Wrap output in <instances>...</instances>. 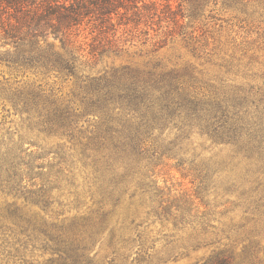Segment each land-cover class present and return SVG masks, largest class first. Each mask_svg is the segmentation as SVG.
Masks as SVG:
<instances>
[{"label":"trees","instance_id":"1","mask_svg":"<svg viewBox=\"0 0 264 264\" xmlns=\"http://www.w3.org/2000/svg\"><path fill=\"white\" fill-rule=\"evenodd\" d=\"M229 20L264 0H0V264H264V42L220 52Z\"/></svg>","mask_w":264,"mask_h":264},{"label":"rangeland","instance_id":"2","mask_svg":"<svg viewBox=\"0 0 264 264\" xmlns=\"http://www.w3.org/2000/svg\"><path fill=\"white\" fill-rule=\"evenodd\" d=\"M228 14H220V18L228 19ZM218 24L221 25L220 28L218 27ZM215 29L217 32H213V37L219 39V50L222 53L231 54L232 51L236 53V55H240V44L242 41L246 38L248 40H254L259 37V41L262 43L264 42V24L257 23L251 24V23H240L236 20H229L228 22H219ZM156 30V26L153 28ZM150 30V34L153 37L155 32ZM165 38V47L159 51L158 56L163 58L165 61H171V62H178L182 63L186 60H192V56L188 52L187 48L184 46L183 41L178 36H164L161 32L155 38V41H158L159 39ZM211 41V39H210ZM57 45V43H55ZM136 46L129 49L131 53H139V51H145L146 49H149L151 46L149 43L146 46H141L138 42L135 44ZM236 45V46H235ZM141 49V50H140ZM133 60L134 62H141L143 60V57H139L138 54H136L132 59H129L127 55H123L120 59H105V64H110L111 62H114L115 65L126 63L128 61ZM4 70V69H3ZM6 71V70H4ZM23 81V78H20ZM27 80V77L24 78V81ZM63 92H66L68 90V84L63 85ZM16 121V118L14 119ZM197 142L200 140L196 139ZM166 162H164L163 165L158 169V177L157 180L159 181V184L161 186H171L174 184L177 186L178 183H182L183 187L186 189H190V185L187 181H182L179 178V175L172 169L171 165L172 163L169 162L167 165H165ZM233 215V214H232ZM237 212V216H238ZM217 215L216 223L220 225L223 221H225L227 218L221 217ZM218 220L220 223H218ZM156 231V230H155ZM157 234V233H155ZM156 249L158 250H164L163 248V242L160 241L156 245ZM209 251L207 249H200L196 252H190L188 255H179L175 260H172L169 262V264H190L193 263L197 258H201L202 256H207Z\"/></svg>","mask_w":264,"mask_h":264}]
</instances>
